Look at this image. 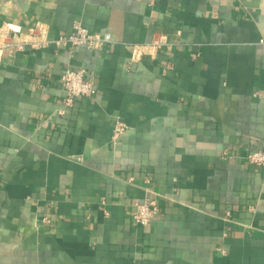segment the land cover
<instances>
[{
	"label": "crops",
	"instance_id": "crops-1",
	"mask_svg": "<svg viewBox=\"0 0 264 264\" xmlns=\"http://www.w3.org/2000/svg\"><path fill=\"white\" fill-rule=\"evenodd\" d=\"M76 21L111 42L3 53L0 264H264V0H0L7 37Z\"/></svg>",
	"mask_w": 264,
	"mask_h": 264
},
{
	"label": "built area",
	"instance_id": "built-area-1",
	"mask_svg": "<svg viewBox=\"0 0 264 264\" xmlns=\"http://www.w3.org/2000/svg\"><path fill=\"white\" fill-rule=\"evenodd\" d=\"M6 25V28L2 29V31L4 33L12 31L13 36L7 37L6 35H0V63L5 51L12 53L13 51L23 49L26 46L36 48L52 43L56 47L69 46L70 48H74L75 46L83 45L89 48H101L106 43L111 42V36L109 33L106 32L99 34L90 32L83 27L79 21H76L73 24V28L69 33L51 40L44 38L41 35H29V37L25 39L19 38L16 37V34L19 32L18 26L13 23H7ZM163 37V35L159 36V38L154 41V45L158 47L163 43H166ZM60 80L64 91L63 102L66 105H71L76 97H89L95 92L94 83L87 77L84 68L67 67L61 74ZM123 129V123L116 124L114 134L116 135L120 133ZM245 159L248 163L264 168V149L248 152L245 155ZM157 212L158 205L154 199L135 201L132 218L136 224L148 225L152 218L157 215ZM42 220L49 222L47 216L42 217Z\"/></svg>",
	"mask_w": 264,
	"mask_h": 264
}]
</instances>
